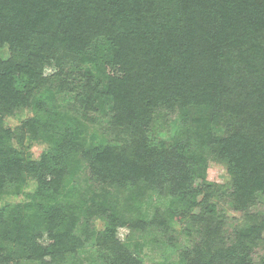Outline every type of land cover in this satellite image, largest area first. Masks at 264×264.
<instances>
[{
  "label": "trees",
  "instance_id": "obj_1",
  "mask_svg": "<svg viewBox=\"0 0 264 264\" xmlns=\"http://www.w3.org/2000/svg\"><path fill=\"white\" fill-rule=\"evenodd\" d=\"M261 198L264 0H0V264H264Z\"/></svg>",
  "mask_w": 264,
  "mask_h": 264
},
{
  "label": "rangeland",
  "instance_id": "obj_2",
  "mask_svg": "<svg viewBox=\"0 0 264 264\" xmlns=\"http://www.w3.org/2000/svg\"><path fill=\"white\" fill-rule=\"evenodd\" d=\"M30 115L31 114L29 112L23 111L22 113L17 114L16 117H14V118H7L5 123L7 126L14 128V127L18 126L23 120L28 118ZM99 129H100V127H96V131L100 135H102L101 134L102 131H100ZM103 135H106V137H107V135H109V132H106ZM165 136L166 135L164 134V137ZM44 148H45L44 146L35 144L30 149V153H31L33 159H38V157L40 156V154L42 153ZM206 179L208 182H211V183L224 184L225 182L228 181L226 166L221 164V163H218V162L209 161L208 167H207V172H206ZM34 187H35L34 184L32 182H30L28 187L26 188V192H32L34 190ZM23 199L24 198L21 196L17 199H7L6 201L7 202H18V201H23ZM151 200H152L151 201L152 203L150 202L149 205L152 207V209L153 208H156V209H163L164 208L163 201H161L156 194L153 196V198ZM218 205L221 209H223L224 214L227 216V223H228L227 227H228V229H229V227H232L233 225H235L238 222V220L241 219V216H240L241 214L234 212L228 206V202L226 200L221 201ZM253 211L257 212V213L264 214V198L259 199L258 204L256 207H254ZM173 226L176 230H179L178 224L174 223ZM94 228H96V230H103V229H105V224L102 221L97 220L94 223ZM127 233L128 232L125 229H119L117 237L120 240H124ZM146 240L147 239L140 241L142 243L141 252H140V256H141L142 260L144 261L145 264H157V263H159L161 261L163 249L160 248L158 245H156V246L152 245L149 242L150 240L149 241H146ZM182 243H183V240L180 239V242L178 243V245H182ZM88 250H90V249H88ZM88 254L89 253L83 254V256H82L83 261L81 264H89V262H88L89 257H87Z\"/></svg>",
  "mask_w": 264,
  "mask_h": 264
}]
</instances>
